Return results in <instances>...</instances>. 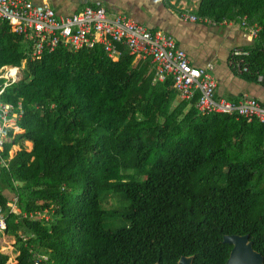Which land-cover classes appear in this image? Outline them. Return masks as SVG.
<instances>
[{"label": "trees", "instance_id": "16d2710c", "mask_svg": "<svg viewBox=\"0 0 264 264\" xmlns=\"http://www.w3.org/2000/svg\"><path fill=\"white\" fill-rule=\"evenodd\" d=\"M198 14L260 26L245 75H264V0H202ZM8 30L0 27V68L25 57ZM133 58L60 46L28 59L5 91L24 109L16 141L34 148L3 170L23 182L21 208L48 207L53 220L7 212L18 264L35 254L48 257L39 264H227L229 235H248L264 257L263 125L177 104L171 79L154 82L151 60ZM109 196L122 206L105 207Z\"/></svg>", "mask_w": 264, "mask_h": 264}, {"label": "built area", "instance_id": "2783aa9c", "mask_svg": "<svg viewBox=\"0 0 264 264\" xmlns=\"http://www.w3.org/2000/svg\"><path fill=\"white\" fill-rule=\"evenodd\" d=\"M183 16L191 21L206 19L190 14ZM0 23H7L16 35L31 42L34 60L47 52L53 53L60 46L78 50L100 44L114 59L121 54L119 46L125 45L135 58L151 60L155 70L154 81L170 78L172 89L183 101L196 100L195 108L201 116H237L264 125V102L245 97L236 104L217 98L218 84L210 72L214 65L209 64L206 69L193 66L187 52L177 46L174 37L160 31L154 32L127 15L111 16L101 3L88 6L71 16L61 17L48 4H35L31 0H0ZM242 24L247 26L246 21H242ZM249 29L253 36L258 35V28ZM250 55V50L234 49L231 54L234 69L241 74L251 73L246 60ZM256 75L259 81H264L263 74ZM1 79H4L2 75ZM14 113L13 106L0 105V148L9 139L5 128ZM7 226V217L0 206V233L5 234ZM47 258L35 254L32 264H39L41 259Z\"/></svg>", "mask_w": 264, "mask_h": 264}, {"label": "crops", "instance_id": "0c3cea01", "mask_svg": "<svg viewBox=\"0 0 264 264\" xmlns=\"http://www.w3.org/2000/svg\"><path fill=\"white\" fill-rule=\"evenodd\" d=\"M35 4H48L50 5L59 16L67 17L82 11L88 6H93L101 3L109 12L111 16L127 15L137 22L144 24L148 29L154 32H163L174 37L178 47L184 49L190 62L193 66L206 69L209 64L214 65L210 72L215 77L218 87L216 91L217 98L226 99L236 104L240 103L245 97H253L259 102H264V83L258 79L250 78L245 74H241L231 64V54L236 48L247 49L251 48L258 40L257 36L250 33V27H256L261 30L257 24L250 25L247 17L238 20L218 22L215 18L201 17L198 14L200 3L202 0H31ZM183 14H190L200 18H206L203 21H191L185 18ZM246 21L247 26L242 24ZM3 24L0 23V27ZM8 32L15 36L13 30L8 25ZM20 38V45L25 57L22 59L20 66L5 65L0 68V75L6 71L7 74L12 69H17L18 74L11 79L0 80V105H11L14 107V115L10 117L7 122L6 133L8 140L5 141L4 146L0 148V206L3 208L5 215L8 211L14 212L15 215L21 216L23 219H28L35 222L36 217L45 219L46 221H53L49 208L42 210H23L19 205L18 188L23 185L22 181H17L10 175L4 172L3 167L9 168V164L17 156V154L26 150L31 152L34 148L32 141L23 140L16 141L19 134L24 133V129L20 126L24 109L22 102L17 104L6 101L3 97L5 91L10 89L12 85L24 78V69L28 59H32V46L31 42ZM100 46H102L100 44ZM120 52L126 50L125 45H120ZM82 49V48H81ZM116 56L114 60H118ZM41 59V58H40ZM150 61V59L133 58V64L137 65L140 62ZM151 62V61H150ZM152 70H155L153 63ZM249 64V63H248ZM250 66V64H249ZM21 77V79H20ZM155 82V81H154ZM163 82V81H162ZM183 100L176 93V103H181ZM187 102V101H186ZM191 108L188 105L186 111ZM199 114V112H198ZM200 115V114H199ZM237 119L240 117L235 116ZM0 124L2 121L0 119ZM260 124V123H259ZM262 125V124H261ZM264 127V125H263ZM264 136V135H263ZM9 143V150L5 153V145ZM264 148V146H263ZM12 234H0V242L3 239L6 241L14 238ZM8 238V239H5ZM14 244L15 242L12 241ZM2 249V248H0ZM10 250V251H9ZM6 253L13 252V245L3 247ZM1 252V251H0ZM9 260L7 264H18V256L8 254Z\"/></svg>", "mask_w": 264, "mask_h": 264}, {"label": "water", "instance_id": "95a60500", "mask_svg": "<svg viewBox=\"0 0 264 264\" xmlns=\"http://www.w3.org/2000/svg\"><path fill=\"white\" fill-rule=\"evenodd\" d=\"M225 243L233 245L234 249L227 264H264V257L257 252L248 235H229ZM194 257H182L178 264H193ZM158 264V263H156Z\"/></svg>", "mask_w": 264, "mask_h": 264}, {"label": "rangeland", "instance_id": "374dc122", "mask_svg": "<svg viewBox=\"0 0 264 264\" xmlns=\"http://www.w3.org/2000/svg\"><path fill=\"white\" fill-rule=\"evenodd\" d=\"M17 72H18V71H17ZM5 73H6V71L3 73V74H4V75H3L4 79H7V78L11 79V78L8 76V73H7V74H5ZM9 74H10V73H9ZM17 74H18V73H17ZM22 78H23V77H22ZM20 79H21V77H20ZM11 81H12V79H11ZM122 204H123V203L119 200V198H118L117 196H109V197L105 200V203H104L105 207H107V208H110V207H120V206H122ZM0 234H2V233H0ZM5 239H8V238H5ZM8 241H9V242L6 241V244H5V243H4V240H3V239L1 240V242H0V248H2L1 251L4 252V251H3V247H5V246H7V245H9V246L13 245L14 251H13V252H9V253L4 252L3 254H6V255L10 254V255H12V256L18 254V251L16 250V249H17V245H16L17 240H16V238L14 237V238H12V239H10V240H8ZM12 241H14L15 243L13 244ZM9 251H10V250H9Z\"/></svg>", "mask_w": 264, "mask_h": 264}, {"label": "bare ground", "instance_id": "6f19581e", "mask_svg": "<svg viewBox=\"0 0 264 264\" xmlns=\"http://www.w3.org/2000/svg\"><path fill=\"white\" fill-rule=\"evenodd\" d=\"M17 71H18L17 69H12L9 75H11V77H16L18 73Z\"/></svg>", "mask_w": 264, "mask_h": 264}, {"label": "clouds", "instance_id": "9594fccd", "mask_svg": "<svg viewBox=\"0 0 264 264\" xmlns=\"http://www.w3.org/2000/svg\"><path fill=\"white\" fill-rule=\"evenodd\" d=\"M8 74H9V72H8Z\"/></svg>", "mask_w": 264, "mask_h": 264}]
</instances>
